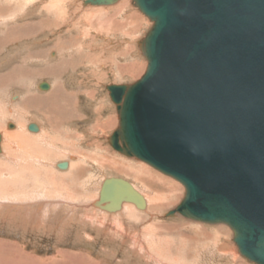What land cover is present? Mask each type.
<instances>
[{
  "label": "rangeland",
  "instance_id": "obj_1",
  "mask_svg": "<svg viewBox=\"0 0 264 264\" xmlns=\"http://www.w3.org/2000/svg\"><path fill=\"white\" fill-rule=\"evenodd\" d=\"M51 1L0 0V133L7 124L22 132L18 148L5 138L2 143L9 159L0 155V205L10 197L6 205L22 206H0V264H253L239 255L227 226L167 217L182 200L183 186L137 159H121L106 142L118 125L107 87L140 78L147 65L140 44L153 23L134 7L119 11L86 0H58L53 17L43 9ZM127 12L136 16L128 21ZM37 22L42 27L35 25L33 34L11 33ZM42 82L51 91H39ZM56 90L62 94L55 113L44 102ZM29 122L50 137L33 138L42 133L28 132ZM63 162L69 171L58 168ZM117 176L148 193V211L112 216L91 207L102 180Z\"/></svg>",
  "mask_w": 264,
  "mask_h": 264
},
{
  "label": "water",
  "instance_id": "obj_2",
  "mask_svg": "<svg viewBox=\"0 0 264 264\" xmlns=\"http://www.w3.org/2000/svg\"><path fill=\"white\" fill-rule=\"evenodd\" d=\"M134 3L153 23L140 44L147 68L107 87L119 118L109 145L183 186L167 217L225 225L239 255L264 264V0ZM126 202L146 206L129 182L106 179L103 209Z\"/></svg>",
  "mask_w": 264,
  "mask_h": 264
},
{
  "label": "bare ground",
  "instance_id": "obj_3",
  "mask_svg": "<svg viewBox=\"0 0 264 264\" xmlns=\"http://www.w3.org/2000/svg\"><path fill=\"white\" fill-rule=\"evenodd\" d=\"M57 1L58 0H52L50 3H49V6L48 7H46V8H43L44 10H49V12H47V13H49V15H51V16H53L54 17V14H58L57 12H58V9L56 8V4H57ZM130 4V5H129ZM111 5V4H110ZM110 5H107L108 7L110 6ZM130 7H134L133 9L134 10H136L137 11V13H140L142 16H144L140 11H139V9L136 7V5H133V3L130 1L129 2V0H116L114 3H112V5H111V7L110 8H113V9H117V10H119V11H123V10H126V11H128L129 9L128 8H130ZM128 9V10H127ZM128 13V12H127ZM129 14V13H128ZM127 14V15H128ZM138 15V14H137ZM136 15L135 14H133V13H130L129 15H128V18H129V20L128 21H130L131 19L130 18H133V17H135ZM53 17H51V18H53ZM139 17V16H138ZM145 17V16H144ZM136 21V20H135ZM116 22V21H115ZM125 22V21H124ZM100 23V22H99ZM103 23V22H102ZM123 23V22H122ZM129 23H131V22H129ZM118 24V23H117ZM133 24V23H132ZM131 24V26H133ZM137 24V23H136ZM35 25L37 26L38 25V27H42V23L41 22H37L36 24L35 23H32V24H28V25H26V24H24V25H22V26H17L16 28H14V29H12V32L11 33H15L16 31L17 32H19V33H24V35L25 36H28V35H30L32 32H35ZM101 25V24H100ZM115 25V24H114ZM128 25V24H127ZM11 26V25H10ZM119 26H120V24H119ZM130 26V25H129ZM6 27V26H5ZM7 27H9V26H7ZM108 27H110L109 25H108ZM11 28V27H10ZM50 28V31H52L51 30V28L52 27H49ZM43 29V28H42ZM42 29H41V32H42ZM11 30V29H10ZM34 30V31H33ZM117 32V31H116ZM124 32V31H123ZM84 33V32H83ZM101 33V32H100ZM132 33V32H131ZM137 33V32H136ZM33 34V33H32ZM67 34V33H66ZM7 35H9L10 36V34H7ZM135 35V34H134ZM34 36H36V35H34ZM137 36V35H136ZM69 37V36H68ZM109 38V37H108ZM129 38V37H128ZM130 41V40H129ZM91 42V41H90ZM113 43V42H112ZM131 43V42H130ZM123 45V44H122ZM66 46V45H65ZM71 47V46H70ZM87 47V46H86ZM73 48V47H72ZM68 49V48H67ZM80 50V49H79ZM72 51H73V49H72ZM81 51V50H80ZM62 52V51H61ZM84 54V53H83ZM14 55V54H13ZM71 55H72V52H71ZM81 55V54H80ZM105 57V56H104ZM90 60V59H89ZM62 67L63 66H66L67 64L63 61L62 62ZM60 65V66H61ZM58 67H53V69L57 72V69ZM146 68H147V65L145 66V69H144V71L141 73L142 75L144 74V72L146 71ZM21 72H19V71H17V72H15V75H19ZM44 73H46L45 71H41V75H45ZM51 73H52V75L54 76V71L52 70L51 71ZM50 73V74H51ZM47 74V73H46ZM141 75V76H142ZM115 76V75H114ZM140 76V77H141ZM132 79V78H131ZM140 79V78H139ZM138 78L136 79V80H134V82L133 83H135L136 81H138L139 80ZM49 84V83H46V82H42V83H40L39 84V86H38V84H37V88H38V90L40 91V85L41 84ZM109 86H111V85H109ZM49 88H50V90L49 91H51V87H50V85H49ZM44 91H47V90H44ZM43 92V91H42ZM58 92H61L60 90H56L55 92H50L49 94H47V96L45 97L46 99H45V102H44V100L42 99V101L40 100V102H44V103H46V104H48L49 106H51L52 104V106H51V109H52V111H54L55 110V107H54V104H56L57 102H59L60 101V97H59V95H61L62 93H58ZM35 98V97H34ZM66 98V97H65ZM70 101V100H69ZM36 102H37V100H35V103H34V106L36 105ZM64 103V102H63ZM67 103V102H66ZM69 107V106H68ZM115 107V106H114ZM115 109H116V107H115ZM68 110V109H67ZM65 112V111H64ZM46 113H48V114H51L52 112L50 111V110H46ZM55 113H56V110H55ZM4 114V113H3ZM117 115V114H116ZM116 115H114L115 116V118H117V120L119 119ZM57 116H59V114L57 113ZM110 117V116H109ZM54 118V117H53ZM111 119H113L112 117H111ZM54 121V120H53ZM59 121V120H58ZM30 124H27L26 125V128L25 129H27V131L29 132L30 130L28 129V127H29V125H31V124H33L34 126H35V128H36V132H32V131H30V133H39V132H41V128H39V126H38V124H36V123H33V122H29ZM49 124V123H48ZM6 125V124H5ZM8 125V129H11V130H7V128H6V126ZM5 127H4V132H2V133H0L1 135H0V155L2 154V155H4V154H6L5 155V157H6V159H9V157H8V153H4V150L5 149H3V147H6L5 145L7 144H4V146H2V143H5V142H3L4 141V138L6 139V140H10V141H12V144H13V146H14V148L16 147V148H18L19 147V144H20V142H21V140H22V132H20L19 131V133H17V131H15L16 130V127L17 126H15L14 127V125L13 124H7ZM16 125V124H15ZM50 125V124H49ZM52 126H50V128H51ZM21 128H23V127H21ZM52 129V128H51ZM44 132H45V130H44ZM43 132V133H44ZM43 133L40 135V136H36V137H33V138H40V137H42V135H43ZM26 134V133H25ZM113 134V133H112ZM27 135V134H26ZM29 136L31 135V134H28ZM23 136H25V135H23ZM110 136H111V134H110ZM109 136V137H110ZM108 137V138H109ZM19 138H21V140L19 139ZM108 138L106 139V142H109L108 141ZM30 139H31V136H30ZM72 139V138H71ZM77 140H78V138H77ZM7 142H9V141H7ZM98 143V142H97ZM110 146V145H109ZM111 147V146H110ZM13 149V148H12ZM104 150V149H103ZM6 151V150H5ZM119 153V152H118ZM84 155V154H83ZM82 155V156H83ZM124 155V156H123ZM119 156H121L120 158L122 159V158H124L125 157V154L124 153H119ZM11 157V156H10ZM71 158V157H70ZM128 158H130L129 160H134L135 158H131V157H128ZM71 161L73 160V159H70ZM107 160V159H106ZM105 159L103 160V161H106ZM136 160V159H135ZM116 161V160H115ZM119 161V160H118ZM106 162H109V160L108 161H106ZM117 162V161H116ZM128 162H131V161H128ZM136 162H138V161H136ZM69 163V162H68ZM67 162H66V168L65 169H69L70 170V168H68V167H70V165L68 164ZM132 163V162H131ZM130 163V164H131ZM46 164V163H45ZM114 164V163H113ZM138 165H140L141 164V162H138L137 163ZM116 165V164H115ZM142 165H145V164H143V162H142V164H141V166ZM56 166V165H55ZM136 166V165H135ZM141 166H139V167H141ZM119 168V167H118ZM143 170H144V168L143 167H141ZM9 169V168H8ZM67 170H65V171H67ZM68 170V171H69ZM137 170V169H136ZM147 170H148V168H147ZM63 171V170H62ZM79 172H81L80 170H78ZM144 172V171H143ZM142 172V173H143ZM62 173V172H61ZM68 173V172H67ZM145 174H148L149 173V171H148V173H146V172H144ZM151 173V172H150ZM152 173H153V171H152ZM76 174H78V173H76ZM157 174V173H156ZM64 175V174H63ZM72 175V174H71ZM157 176H159L158 174H157ZM144 177H146L145 175H144ZM149 177H150V175H149ZM117 178H121V177H118L117 176ZM148 178V177H147ZM151 178H152V176H151ZM157 178V177H156ZM105 179V178H104ZM106 179H109V178H106ZM105 179V180H106ZM121 179H123V178H121ZM105 180H102V182H101V184L99 185L100 187L98 188V192L96 191V193H98V196L95 198V200H94V203L93 204H91V207L92 208H94V209H96V211L98 210L99 212H102L103 214H106V215H112V216H114V215H118V214H125V213H127V212H130L131 210L133 211V209L134 210H136L138 213H142V212H145V211H148V209H149V198H148V193L147 194H145V196L140 192V190H138L137 189V187L138 186H135V184L134 183H131V182H129L130 180H126V179H123V180H126L127 182H129L131 185H132V187L137 191V192H139L142 196H143V198L145 199V202H146V206H145V209L144 210H138L133 204H129V202H126V203H123V204H121V208H120V210L119 211H117V212H112V211H110V212H108V211H105L103 208H104V206L105 205H100L99 204V192H100V190H101V187H102V184H103V182L105 181ZM147 180H149V179H147ZM154 180H156V179H154ZM154 180H152V181H154ZM157 181V180H156ZM159 181V180H158ZM168 182H170V181H168ZM164 183V182H163ZM170 184H172L171 182H170ZM1 186V185H0ZM169 186H171V185H169ZM178 186V185H177ZM172 187V186H171ZM177 188V187H176ZM10 194H12V193H10ZM7 195V194H6ZM31 195V194H30ZM49 195V194H48ZM63 195H64V193H63ZM71 195V194H70ZM10 195L8 194V196H7V198L9 197ZM12 196V195H11ZM13 196H14V194H13ZM24 197H26V195H24ZM28 197V196H27ZM18 198H19V196H18ZM29 198V197H28ZM43 198H45L44 196H43ZM47 198V197H46ZM45 198V199H46ZM55 198V197H54ZM2 198H0V200H1ZM5 199V198H4ZM10 199V197L8 198V202L10 201L9 200ZM34 199V198H33ZM52 199V198H51ZM66 199V198H65ZM64 199V200H65ZM97 199V200H96ZM157 199H158V197H157ZM177 199H179V197L177 198ZM6 200V199H5ZM17 200H19V202H20V199H17ZM30 200V199H29ZM48 200V199H47ZM148 200V201H147ZM26 201V200H25ZM46 201V200H45ZM45 201H43V202H45ZM50 201V200H49ZM158 201H160V199H158ZM178 201V200H177ZM176 201V202H177ZM7 202V203H8ZM18 202V201H17ZM32 202H33V200L31 201V203L30 204H32ZM39 204H40V199H39ZM60 202V201H59ZM7 203H4V204H1L0 206L1 207H9V208H14V209H16L17 207H21L20 206V204L19 203H16V204H13V206L11 207V206H8V205H6ZM9 203H11V202H9ZM22 203V202H21ZM25 203H27V201L25 202ZM92 203V202H91ZM158 203V202H157ZM153 204H156V203H153ZM173 204V203H172ZM175 204V203H174ZM23 205H24V202H23ZM28 205V204H27ZM26 205V206H27ZM38 205V204H37ZM42 205H43V203H42ZM42 205H39V207L41 208V206ZM157 205H159V204H156V207H158ZM25 206V207H26ZM30 206V205H29ZM154 206V205H153ZM36 207V206H35ZM155 207V206H154ZM176 207V206H175ZM18 208V209H19ZM23 208H24V206H23ZM32 208V207H31ZM34 208V207H33ZM32 208V209H33ZM52 208V207H51ZM90 208V207H89ZM88 208V209H89ZM37 209H38V207H37ZM62 209V208H61ZM153 209H155V208H153ZM3 210V209H2ZM31 210V209H30ZM4 211H6V210H4ZM8 211V210H7ZM7 211H6V213H4V216H5V214L6 215H8L7 214ZM10 211H12V210H10ZM24 211V210H23ZM40 211V210H39ZM2 212V211H1ZM22 212V211H21ZM31 212V211H30ZM37 212V211H36ZM41 212V211H40ZM11 213H13V212H11ZM34 213V212H33ZM91 213V212H90ZM10 214V213H9ZM15 214V213H14ZM17 214V213H16ZM22 215H23V212L21 213ZM28 214H30L29 212H28ZM31 214H32V212H31ZM69 214H71V212L69 213ZM34 215H38V214H36V213H34ZM74 215V214H73ZM99 215V214H98ZM3 216V215H2ZM3 216V217H4ZM17 216V215H16ZM21 216V215H20ZM24 216V215H23ZM31 216H33V215H31ZM38 218L37 216H34V218ZM46 217V216H45ZM11 218V217H10ZM15 218V217H14ZM19 218V217H18ZM22 217H20V219H21ZM25 218V217H24ZM24 218H22L21 219V222L23 223L24 221H27V220H24ZM27 219H29V220H31L30 218H32V217H26ZM25 218V219H26ZM68 218V217H67ZM66 218V219H67ZM71 218V217H70ZM73 219V218H72ZM23 220V221H22ZM27 221V222H25V223H23V224H26L27 223V225H29L28 223L30 222V221ZM34 220V219H33ZM39 220V219H38ZM43 220V219H42ZM6 222V221H5ZM20 222V223H21ZM40 222H41V220H40ZM31 223H33V221L32 222H30V224ZM36 223V222H35ZM41 223H43V222H41ZM41 223H39L38 222V224L37 225H40ZM34 224V223H33ZM36 225V224H35ZM24 226V225H23ZM38 227V226H37ZM220 229V228H219ZM220 231H221V229H220ZM223 231V230H222ZM219 233H221V232H219ZM10 246V245H9ZM15 246V245H14ZM23 254V253H22ZM21 254V255H22ZM7 255V254H6ZM10 259V258H9ZM3 260H5V259H3ZM40 261V260H39Z\"/></svg>",
  "mask_w": 264,
  "mask_h": 264
},
{
  "label": "crops",
  "instance_id": "obj_4",
  "mask_svg": "<svg viewBox=\"0 0 264 264\" xmlns=\"http://www.w3.org/2000/svg\"><path fill=\"white\" fill-rule=\"evenodd\" d=\"M48 86H49V84H48ZM57 91H58V90H57ZM40 103H42V102H40ZM25 105H26V104H25ZM21 106H22V104H21ZM28 106H31V105H30V104H27L26 107H28ZM29 124H30V123H29ZM41 126L44 127L43 124H41ZM6 128H7V129L9 128L8 125L6 126ZM44 130H46L45 127H44V128H41V133H43ZM45 132H46V134L48 135V137H50V133H49L47 130H46ZM0 135H1V134H0ZM57 163H58V162H57ZM57 163H56V164H57ZM63 163H64V162H63ZM65 164H66V163H65ZM104 164H106V162H105ZM58 165H59V164H58ZM55 167H56V166H55Z\"/></svg>",
  "mask_w": 264,
  "mask_h": 264
}]
</instances>
